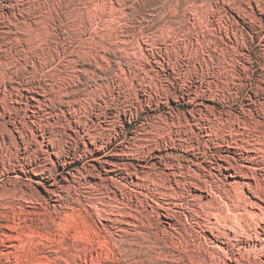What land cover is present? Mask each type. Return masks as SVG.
<instances>
[{"label": "rangeland", "instance_id": "374dc122", "mask_svg": "<svg viewBox=\"0 0 264 264\" xmlns=\"http://www.w3.org/2000/svg\"><path fill=\"white\" fill-rule=\"evenodd\" d=\"M0 264H264V0H0Z\"/></svg>", "mask_w": 264, "mask_h": 264}, {"label": "bare ground", "instance_id": "6f19581e", "mask_svg": "<svg viewBox=\"0 0 264 264\" xmlns=\"http://www.w3.org/2000/svg\"><path fill=\"white\" fill-rule=\"evenodd\" d=\"M220 236V235H219Z\"/></svg>", "mask_w": 264, "mask_h": 264}]
</instances>
